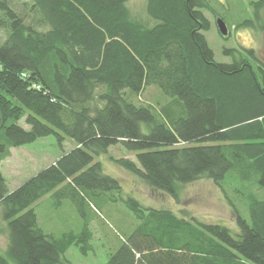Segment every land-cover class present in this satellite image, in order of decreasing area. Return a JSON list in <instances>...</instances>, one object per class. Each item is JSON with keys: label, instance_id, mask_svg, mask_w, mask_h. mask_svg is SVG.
Masks as SVG:
<instances>
[{"label": "trees", "instance_id": "1", "mask_svg": "<svg viewBox=\"0 0 264 264\" xmlns=\"http://www.w3.org/2000/svg\"><path fill=\"white\" fill-rule=\"evenodd\" d=\"M130 1L0 0V165L41 138L75 143L12 192L0 171V264H73V247L87 255L92 200L134 215L107 264H264V62L251 49L215 60L211 0H146L145 19L132 17ZM251 5L261 22L264 0ZM152 86L170 98L158 109L143 99ZM117 145L136 162L113 161L177 202L182 186L213 181L237 230L125 196L96 161ZM48 194L56 207L73 203L80 233L57 238L39 226L34 206Z\"/></svg>", "mask_w": 264, "mask_h": 264}, {"label": "rangeland", "instance_id": "2", "mask_svg": "<svg viewBox=\"0 0 264 264\" xmlns=\"http://www.w3.org/2000/svg\"><path fill=\"white\" fill-rule=\"evenodd\" d=\"M214 9L220 17L206 12L211 23V29L205 33L208 44L213 50L218 63H232L233 58L225 54L226 50H255L257 57L264 62V9L261 10L262 21L254 20V7L251 2L258 0H211ZM133 18H147L146 0H131L128 4ZM223 18L227 25L229 36L221 37L218 20ZM254 20L255 27L240 28L245 20ZM222 20V19H221ZM6 35L0 31V42ZM154 99H152V97ZM158 109L165 105L170 98L156 87L148 88L144 98ZM27 129L24 122L21 123ZM75 147V143L66 140L59 146L53 136L37 140L35 143L12 149V156L0 165V171L7 180L9 191L12 192L49 167ZM128 158L136 162V153L127 151L122 145L113 146L108 154L96 161L104 166L105 174L119 180L125 196H132L144 206L154 209H167L177 215H188L202 222L222 224L237 230L234 213L224 198L222 191L211 180H200L181 187L180 201L177 202L162 190L148 186L141 178L128 172L118 165L115 160ZM239 185L237 180L227 186L232 188ZM87 219L94 234L93 248L84 255L79 248L73 247L66 254L73 264H107L112 253L119 247L120 241L132 233L129 220L134 222V215L123 202L109 201L104 207L95 200L87 201ZM34 209L38 216L39 226L48 234L57 238L66 233H80L84 227V219L78 213L70 200L56 207L52 194L41 199ZM248 218V213L247 216ZM6 236L0 233V249L6 248Z\"/></svg>", "mask_w": 264, "mask_h": 264}, {"label": "water", "instance_id": "3", "mask_svg": "<svg viewBox=\"0 0 264 264\" xmlns=\"http://www.w3.org/2000/svg\"><path fill=\"white\" fill-rule=\"evenodd\" d=\"M218 27H219L220 33L224 37H227L229 35L227 25L223 20H221V19L218 20ZM0 126H1V118H0Z\"/></svg>", "mask_w": 264, "mask_h": 264}, {"label": "crops", "instance_id": "4", "mask_svg": "<svg viewBox=\"0 0 264 264\" xmlns=\"http://www.w3.org/2000/svg\"><path fill=\"white\" fill-rule=\"evenodd\" d=\"M207 223V222H206Z\"/></svg>", "mask_w": 264, "mask_h": 264}]
</instances>
